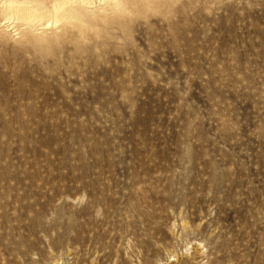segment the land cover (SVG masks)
Here are the masks:
<instances>
[{"label": "rangeland", "instance_id": "1", "mask_svg": "<svg viewBox=\"0 0 264 264\" xmlns=\"http://www.w3.org/2000/svg\"><path fill=\"white\" fill-rule=\"evenodd\" d=\"M64 1L0 0V264H264V0Z\"/></svg>", "mask_w": 264, "mask_h": 264}, {"label": "bare ground", "instance_id": "2", "mask_svg": "<svg viewBox=\"0 0 264 264\" xmlns=\"http://www.w3.org/2000/svg\"><path fill=\"white\" fill-rule=\"evenodd\" d=\"M70 0H65L62 3H55L54 5V11L58 12L63 4H67ZM14 15L18 16V18L24 19V20H30L31 18H42L45 16V13H42L38 9H26L21 7L14 8ZM69 17H76L75 13H69Z\"/></svg>", "mask_w": 264, "mask_h": 264}]
</instances>
